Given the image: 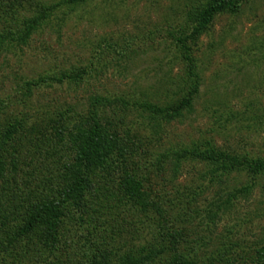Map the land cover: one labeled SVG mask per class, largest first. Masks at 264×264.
Returning <instances> with one entry per match:
<instances>
[{"label":"rangeland","instance_id":"374dc122","mask_svg":"<svg viewBox=\"0 0 264 264\" xmlns=\"http://www.w3.org/2000/svg\"><path fill=\"white\" fill-rule=\"evenodd\" d=\"M62 1L43 0L47 6ZM208 1L96 0L73 9L61 6L25 44L11 39L14 43L0 48V125L24 118L25 131L39 129L43 135L41 139L32 134L30 142L28 131L24 133L27 140L18 146L22 173L38 147L45 160L43 142L55 140L52 123L65 120V110L78 120L86 119L92 97L148 101L161 107L179 101L186 91V66L177 41L191 33ZM188 43L201 78L191 112L160 123L130 112L118 117L119 112L115 116L112 108H105L102 118L118 131L136 135L146 153L139 158L143 166L164 151L192 145L204 151L209 142L223 152L264 160V0H246L237 14L216 16L205 33ZM79 69L88 72L81 84L48 82L31 97H21L24 82ZM57 160L65 161L50 156L47 162ZM162 166V171L151 168L143 176L147 192L166 217L162 221L135 209L128 220L135 225L136 247L161 244L162 223L181 236L180 253L200 260L222 255L228 264L262 263L264 176L242 196L237 193L248 181L241 174L213 180L202 164Z\"/></svg>","mask_w":264,"mask_h":264},{"label":"trees","instance_id":"16d2710c","mask_svg":"<svg viewBox=\"0 0 264 264\" xmlns=\"http://www.w3.org/2000/svg\"><path fill=\"white\" fill-rule=\"evenodd\" d=\"M93 1L96 0H65L47 6L43 0H0L3 27L0 48H5L7 42L25 44L42 24L47 25L55 18L61 6L73 9ZM245 1L209 0L198 12L191 33L178 39V51L186 66V91L179 101L161 107L148 101L92 97L86 119L78 120L71 116L73 112L65 110V120L61 117L52 123L55 140L43 142L45 160L38 147L25 173L20 169L18 149L22 140H27L24 133L28 131L30 142L32 134L41 139L43 135L39 129L25 131L24 118L0 125V264L229 263L222 255L200 260L196 255L180 253L181 236L176 232L171 234L162 223L161 244L138 248L134 245L136 233L132 232L135 225L128 217L134 215L135 209L144 214L153 213L162 221L166 217L161 204L151 199L145 186L144 176L151 168L160 172L167 162L178 167L183 162H192L202 164L213 180L232 173L241 174L248 181L237 193L243 196L250 193L254 181L264 176V160L223 152L209 142L204 151L200 145L164 151L149 161V168L139 160L146 153L136 135L118 131L116 125L102 118V111L112 108L115 116L118 112L121 114L118 117H124L127 112L147 115L150 122L160 123L181 119L183 112H191L199 95L201 78L188 41L205 33L216 16L237 14ZM27 12L31 14L29 18L21 14ZM87 74L85 69H79L24 82L21 97H31L34 90L48 82L81 84ZM50 156L65 161L57 160L49 165ZM32 180H35L33 185Z\"/></svg>","mask_w":264,"mask_h":264}]
</instances>
